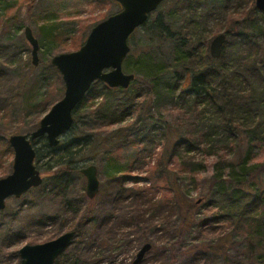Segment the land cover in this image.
Listing matches in <instances>:
<instances>
[{
    "label": "rangeland",
    "instance_id": "rangeland-1",
    "mask_svg": "<svg viewBox=\"0 0 264 264\" xmlns=\"http://www.w3.org/2000/svg\"><path fill=\"white\" fill-rule=\"evenodd\" d=\"M180 1L165 0L155 12L150 14L148 21L151 22L156 17L166 15L172 10L174 3ZM204 4L206 10L203 15L213 13V17L208 20L203 28L205 31H202L198 37L199 51L203 53L206 47L208 49L213 38L218 34H224L223 30H226L229 33L228 35L224 34L226 41L222 47L221 57L214 60L217 61L214 68L218 69L221 65L226 67V71L229 73L228 78L229 76L233 78L228 82L229 90H241L248 86H256L253 71L264 78V60L262 59L264 51L260 55V48L264 50V13L256 10L254 0H205ZM29 9L31 10L27 13ZM120 11L121 7L113 0H100V2L99 0H0V116L3 114L2 108L6 115L4 120L6 123L0 121V139L7 140L11 136L9 133L13 130H17L15 134L19 135H29L35 131L39 121L63 97L65 90L60 78L61 83L55 84L54 92L48 96L51 103L44 108L41 106L49 91L47 82L53 81V75L48 68L51 66L50 61L53 56L78 50L80 47L74 51L75 41L80 39L82 46L88 33L96 24ZM231 15L236 16L232 21ZM26 27L31 28L32 35L38 42L37 57L39 62L37 66L32 65V47L29 46L24 36ZM220 31L222 32L220 33ZM58 32L60 39L57 37ZM212 32L214 34L211 36ZM143 33L144 31L140 27L130 36L128 43L132 48L139 49L148 44ZM169 48V45L163 44L161 52L166 53ZM123 67L124 65L122 66L123 72L128 73ZM244 69L246 70L243 72ZM242 73L245 76L250 75L249 79H244ZM37 78L41 81L34 85ZM30 88L34 91L30 108L24 112L25 102L14 98L15 100L12 102L14 108L7 112L4 101L14 94H20ZM97 100H94L95 104L99 103ZM91 102V99L86 98L78 105L76 109L78 123L60 138V144L72 140L81 131L95 128L93 127L94 122L88 119L90 112L88 106ZM151 102H154V99ZM234 104L240 105L239 100L236 99ZM198 106L202 110L204 121L209 122L211 109L204 104ZM154 107H156L153 109L154 124L149 127L155 130L154 140L157 139L159 143H162L155 151L164 153L169 183H173L172 185L178 189L181 187L180 206L174 204L175 196L167 195L170 206L163 215L164 219L161 223L158 222V230L167 232V238L158 243V237L162 232L157 235L153 228L143 227L140 230L131 228L127 233L120 232L121 241L119 242L112 240L106 246L96 243L93 246L86 244L80 253L87 256L96 254V258L101 260L100 264H132L139 248L148 241L153 248L139 264H224L225 258L220 256L221 253L217 254L218 246H223L224 251L222 250V252L227 258V264H240L244 259L242 256L246 247L240 232L224 224L223 226L215 225L213 231L207 234L200 233L201 222L212 216L203 207V203L209 200L207 194L210 189V177L216 170L220 171L221 175L228 174L229 170L225 167L219 169L218 165H215L216 156L208 154L205 149L206 145L200 146L199 150L187 152V145L182 141L187 140L188 135L191 134L194 117L189 114L185 115V110L182 111L177 106L175 108L169 102L160 103ZM234 107L236 106L234 105ZM11 111L15 113L12 118ZM17 115L21 118L19 121L16 119ZM236 115L240 122L249 124L246 120L249 116L243 110L238 109ZM139 118L135 113L128 115L124 122L112 128V131L122 130L123 134L120 141L122 150L118 162L123 165L125 162H129V164L135 162L136 168L131 176L140 179V186L157 187L159 175L154 176L149 172L156 163V158H148L152 153L151 149H145L142 153L137 152V149L141 147L140 143L144 142L143 145H145L146 138L154 143L153 135L147 134L146 127L139 128L145 122L138 125V131L132 132L125 129V126L132 125L139 121ZM254 127L255 125L253 129L250 128L251 131L254 130ZM257 132V130H254L253 133L248 132L246 126L238 130L235 137L238 145L236 149L229 152L226 158L236 162L239 160L238 157L244 158L249 150L248 167L262 165L261 169L264 170V131ZM110 134L112 133L106 130L103 131L102 136L110 138L112 136ZM223 138H218L220 141V145H217L219 150L224 145ZM178 142L183 144L181 157L178 160H170L168 157L171 153L170 150ZM36 148H41L40 143L36 145ZM9 149L11 154L4 152L0 142V179L10 175L13 170L14 157L12 149L10 147ZM184 155L194 156L195 162L204 163L203 168L200 169L198 165H193L199 170L194 169L195 172H191L192 165L189 166ZM82 159L75 165L79 171L91 165L97 168L96 176L100 189L93 199V207L99 213L110 212L109 196L116 192V190L113 191L116 179L115 176L111 177L108 156L95 154L94 151H91ZM46 160L44 159L42 162L45 163ZM148 161L149 163H147ZM40 174L44 178L41 186L30 190L19 199H6L5 210L0 211V264H19L18 251L22 247L50 242L63 233L74 231L73 229L77 226L74 214L72 212L67 214L62 210L61 202L53 199L50 195L53 186L50 182L51 179L47 178L48 175L42 170H40ZM67 179L69 198L74 203L72 209H78L79 203L82 205L88 202L85 197L86 179L80 174H70ZM125 185L126 187L132 186L130 183ZM192 201L198 205L187 212ZM124 208V213L127 209H131L127 206ZM185 215L191 221L184 229L182 225ZM128 233L130 241L126 243L124 238ZM89 237L94 242L102 238L97 231H92ZM208 247L212 251L208 250L204 254L203 251H206L205 248ZM214 251L216 254L209 253ZM73 252H75V244L70 245L68 256H73Z\"/></svg>",
    "mask_w": 264,
    "mask_h": 264
},
{
    "label": "trees",
    "instance_id": "trees-1",
    "mask_svg": "<svg viewBox=\"0 0 264 264\" xmlns=\"http://www.w3.org/2000/svg\"><path fill=\"white\" fill-rule=\"evenodd\" d=\"M204 3L205 0H181L174 3L172 10L166 15L156 17L153 21H148L141 26L142 31H144V38L149 45L147 44V47L141 46L139 49L133 47V49L130 44L129 55L122 64L124 70L128 72L127 74L135 75V80L129 88L126 90L109 89L98 81L92 84L85 96L92 100L88 106L90 111L88 119L94 122L93 127L95 128L81 131L72 140L59 143L57 148H50L44 139L33 143L36 151L35 167L38 166L39 171L42 170L47 174V178L51 179L50 182L53 185L50 195L53 199L61 202L62 210L67 214L72 212L77 220V226L73 229L75 236L71 242V245L75 244L73 256H68L69 246L54 264H100L101 260L96 258V254L95 256L82 255L80 252L83 247L86 244L93 246L95 243L106 246L112 240L119 242L121 241L120 232L127 233L128 229L131 228L136 230L143 227L153 228L157 235L162 232L158 237V243L167 238V232L158 230V222L161 223L164 219V213L169 209L170 202L167 195L175 196L174 204L180 206L179 193L181 187L178 189L172 185L173 183H169L164 153L155 151L162 143H159L157 139L154 140L155 130L149 127L154 124L153 109L156 108L154 106L165 102H169L175 108L177 106L182 111L185 110V115L189 114L194 117L192 132L188 135L187 140L182 141L183 144L187 145V147L185 145L187 152L199 150L200 146L206 145L207 148L205 149H207L208 154L216 156L215 165H218L219 169L225 167L229 170L228 174L223 175L216 170L210 177V189L207 194L209 200L203 203V207L212 216L201 222L200 233L204 235L213 231L215 225L227 224L235 231L240 232L245 241L246 247L242 256L244 259L240 264H264V170L261 169L263 166L248 167L249 150L244 158L238 157L239 160L236 162L226 158L229 152L236 149L238 145L235 140L238 130L246 126L248 132L264 131V78L253 71L256 86H248L241 90H229L228 82L233 78L230 76L228 78L229 73L226 71V67L221 65L215 69L214 66L217 61L210 58L207 47L203 53L198 49V37L202 31H205L203 28L208 20L213 17V13L203 15L206 10ZM231 16L233 17L231 18L232 21L236 16ZM223 33L228 35L229 32L223 30ZM59 34L58 32L57 37ZM213 34L212 32L211 36ZM58 38L60 39V37ZM163 44L170 46L166 53L161 52ZM74 45L75 51L81 47V40L75 41ZM260 51L261 55L264 50L260 48ZM48 68L53 75V83L47 82L49 91L47 97L44 98V103L41 104L43 108L51 103L48 96L54 92L55 84L61 83L57 70L51 66ZM242 76L244 79H249L250 75L245 76L242 73ZM39 81L41 79L37 78L34 85H37ZM33 93L34 91L30 88L20 94H14L4 101L6 111L10 112L14 108L12 102H14V98H17L16 100L25 102L23 111L26 112L31 106ZM85 97L83 99H86ZM152 99L154 102H151ZM236 99L239 100L240 105L234 104ZM94 100L99 103L95 104ZM200 104L207 105L211 109L209 122L204 121L202 110L198 106ZM76 109L73 113V126L78 123ZM238 109L248 114L249 117L246 120L249 124L240 122L236 115ZM2 111L0 121L6 123L4 121L6 119L4 108ZM134 113L137 114L138 118L140 117V120L125 126V129L132 132L138 131V125L145 122L139 128L146 127L147 134L153 135L154 143L146 138L145 145H143L144 142L140 143L141 147L137 149V152L142 153L145 149H151L152 153L148 158H156V163L149 172L154 176L159 175L157 187L140 186V179L131 176L136 168L135 162L132 164L125 162L124 165L118 162L122 150V142L120 141L123 134L122 130L112 131V128L124 122L126 116ZM10 115L12 118L15 113L11 111ZM16 119L19 121L21 118L17 115ZM254 125V130L251 131L250 128L253 129ZM106 130L112 133L110 138L102 136L103 131ZM16 131L13 130L9 135L13 136ZM221 137H224L222 141L224 145L219 146L222 148L219 150L217 145H220V141L218 138ZM7 140L2 138L0 142L4 152L11 154ZM182 142L172 146L168 156L170 160H178L181 157ZM38 143H40L41 148H36ZM91 151H94L95 154L108 156L111 165V177L115 176L116 179L113 189L116 192L109 196L110 212L99 213L93 207V200H88L86 204L82 205L79 203L78 209H72L74 203L69 198L67 178L70 174H80L75 165ZM184 158L188 161L189 166L192 165L191 172H195L194 169H196L193 165H198L200 169L203 168L204 163L195 162L194 156L184 155ZM44 159H47L45 163L42 162ZM148 160L150 161V159ZM128 183L132 186L126 187L125 184ZM197 205L195 201H192L187 212L196 208ZM125 206L131 208L127 209L126 213L123 211ZM190 221L191 219L185 215L182 227L184 229L186 226L188 227ZM92 231H97L102 238L95 242L92 241L89 237ZM124 240L126 243L130 241L129 233ZM147 243L148 241L145 242V244ZM205 250L203 251L204 254L208 250L212 251L210 247L205 248ZM222 250L223 246H218L217 254L221 253L220 256L225 258L224 264H227V258ZM214 252L209 253L216 254Z\"/></svg>",
    "mask_w": 264,
    "mask_h": 264
},
{
    "label": "water",
    "instance_id": "water-1",
    "mask_svg": "<svg viewBox=\"0 0 264 264\" xmlns=\"http://www.w3.org/2000/svg\"><path fill=\"white\" fill-rule=\"evenodd\" d=\"M121 11L96 24L88 33L82 46L71 53L53 56L51 67L55 68L63 82V97L50 108L39 121L38 127L29 135L13 134L7 140L12 149V173L0 179V211L5 210L6 199H19L32 189L41 186L44 178L35 167V141L44 139L50 148L59 146L60 138L72 128L73 113L83 101L93 83L102 82L107 88L128 89L135 75L124 73L122 63L129 55V37L146 22L151 13L165 0H113ZM255 8L264 13V0H254ZM24 36L32 47V65L37 66L39 47L29 27ZM219 34L210 42L208 50L212 60L222 54L226 41ZM264 60V55L263 58ZM97 168L91 165L80 169V175L86 179L85 197L93 200L99 193ZM75 231L66 232L50 242L40 245L24 246L18 251L19 264H54L72 242ZM151 244H143L132 264H139L150 252ZM168 264V263H161Z\"/></svg>",
    "mask_w": 264,
    "mask_h": 264
}]
</instances>
